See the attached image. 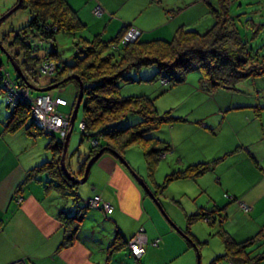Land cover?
<instances>
[{
  "label": "crops",
  "instance_id": "0c3cea01",
  "mask_svg": "<svg viewBox=\"0 0 264 264\" xmlns=\"http://www.w3.org/2000/svg\"><path fill=\"white\" fill-rule=\"evenodd\" d=\"M66 2L85 24L83 36L99 34L104 39L112 38L122 27L133 26L140 30L142 39H169L178 27L202 31L212 23L211 7L217 6V0ZM259 2L261 4L260 0L249 4ZM11 3L12 0H0V9ZM97 5L101 9L100 16L91 12ZM231 95H210L215 102L198 114H191L193 119L189 125L192 126L183 121L167 126L169 131L175 130L185 138L198 136L199 140L186 148L187 157L180 158L184 166L200 161L215 162L212 169L193 179L175 181L183 183L187 190L194 186L192 192L184 191L186 188L180 194L164 190L157 194V199L170 223L180 229H184L187 214L199 207H215L223 214V227L234 240L242 241L255 235L264 225V100L262 102L252 92ZM6 114V109L0 105V264L20 258L26 259L27 264H171L178 257L183 258L181 261L185 264L191 263L192 244L184 243L186 238L178 235L163 219L128 169L110 153H102L93 162L84 186L76 187V196H64L51 187L45 189V182L50 179L47 173H39V180L31 179L19 188L26 173L50 160L53 153L46 147L50 138L41 139L43 134L31 137L24 130L4 132L2 122ZM173 136L171 134L170 139L175 151ZM72 149L68 140L65 162L74 175L79 165ZM131 163L151 186L144 171ZM94 195H99L112 207L105 212L103 222L100 221L102 211L86 205ZM18 196L21 197L19 202ZM80 208H84V213L75 242L60 247L63 234L58 213L74 215ZM178 208L183 215L176 211ZM102 226L108 227V233L99 234ZM140 228L145 242L139 257L130 252L126 243L119 250L109 251L114 234L118 232L127 242ZM192 234L198 238L197 233ZM261 261L264 264V259Z\"/></svg>",
  "mask_w": 264,
  "mask_h": 264
},
{
  "label": "trees",
  "instance_id": "16d2710c",
  "mask_svg": "<svg viewBox=\"0 0 264 264\" xmlns=\"http://www.w3.org/2000/svg\"><path fill=\"white\" fill-rule=\"evenodd\" d=\"M234 1L217 0V6L211 7L212 23L202 31L178 27L169 39H142L139 33L134 40L125 42L123 35L128 27H122L109 39H104L99 34L91 37L83 36L82 30L85 24L77 18L75 11L69 7L66 0H23L20 7L28 9L29 19L20 26L2 33L0 44L19 65L25 79L35 87L44 86L39 81L42 75L39 64L42 66L45 62L53 63L56 68L50 75V82L71 74L78 75L82 82V98L79 106L82 109V126L79 132L82 137L89 140V144L86 153H82L77 148L72 149L73 157L79 165L74 176H82L87 160L100 148H104L103 153L116 151L124 157L126 149L132 145L140 147L145 168L151 172L153 164L162 158L161 155L172 151V145L166 140L149 135V132L157 129L164 122L172 126L174 123L185 121L186 118L171 115V110L158 113L153 98L145 94L122 95L119 81L133 80L126 75L130 68L155 65L154 77H159L162 84L168 86L173 83L174 86L185 79L187 71L198 69L200 88L207 93H214L219 89L237 90L242 80L263 75L264 50L260 51L259 47L250 45L249 41L256 40L263 34L264 21L255 22L254 18L247 17L242 22L240 17L247 11L232 14L231 5ZM249 3L245 4L249 5ZM239 4L240 2L237 5ZM241 30L244 32L241 33ZM60 31L72 33L74 38L73 46L76 52L72 55V63H66L58 56L56 34ZM249 31L251 34L247 40ZM0 52L3 53L1 49ZM6 59L10 63L7 57ZM14 72V77H11L0 59V89L6 95L5 101L8 107L5 120L2 122V130L4 132L24 130L31 137L39 136L43 133L32 121L30 100L11 97L12 100L9 101L10 96L5 89V82L9 81L14 88L24 86L29 97L46 94L33 95L27 82L21 79L15 70ZM69 81L75 86L76 92L73 96L75 98L78 81L69 78L64 82ZM130 88L126 87L122 92L126 94L125 92L130 91ZM57 96L61 97V95L55 97ZM68 103L69 111L61 115L57 106ZM68 103L56 106V111L61 116L71 113L72 106L70 102ZM132 113L140 115V120L129 126H117L118 121ZM72 129L73 126L71 131ZM55 134L58 136L56 137ZM45 135L51 136L46 147L52 151L53 156L50 160L30 169L19 188L31 179L39 180L37 178L39 173H47L50 179L45 182V189L51 187L64 196H76V183L66 177L60 166L64 138L57 131ZM81 156H83L82 160H80ZM214 162L215 160L186 164L182 169L165 174L163 182L156 183V187L147 185L151 191L157 189L154 191L155 194H161L168 183L182 178L193 179L212 169ZM65 166L73 174L66 162ZM20 200L21 197L18 196L17 201ZM88 200L86 201L88 207L98 208L104 215L106 214L101 208L88 205ZM217 211L215 207L211 209L199 207L197 211L185 216L186 226L183 232L188 234L192 241L195 238L189 233V225L194 221L205 220L211 225H217L214 234L222 239L223 253L216 255L209 264L222 258L227 259L229 264H258L263 260L264 225L252 237L236 241L221 224L223 214ZM83 213L84 208H80L74 215L65 214L63 211L58 213L63 234L60 247H68L75 242ZM112 239L109 251L119 250L125 243L130 250L128 241L122 240L118 232ZM192 241L189 240L188 245L192 244ZM194 242L199 245L198 241ZM24 260L27 264L26 259Z\"/></svg>",
  "mask_w": 264,
  "mask_h": 264
},
{
  "label": "rangeland",
  "instance_id": "374dc122",
  "mask_svg": "<svg viewBox=\"0 0 264 264\" xmlns=\"http://www.w3.org/2000/svg\"><path fill=\"white\" fill-rule=\"evenodd\" d=\"M246 1L253 2L256 0H235L231 5V10H232L231 13L235 14V13H240L246 10L247 13L245 15L241 14L242 16L240 17L242 22H244V18H247V17L254 18L255 22H258L260 20L264 21V0H260L261 4L259 2L257 4L252 3L249 5L248 4L245 5ZM17 2L18 0H12V3L9 6H6L3 9H0V16H2V14H4L8 9H10ZM238 2L242 3V6H238L237 5ZM22 3H23V0H22ZM258 13H260V16H258ZM92 14L95 16H99L94 13ZM29 17H30V13L28 9L24 7L23 8L19 7L14 12H12L10 15H8L7 17L3 18L0 21V36L2 33L7 32L9 29L16 28L20 26L21 24L25 23L29 19ZM243 32L244 31L241 30V33ZM262 33L263 34L260 35L256 40L249 41L250 45L259 47L260 51L264 50V32ZM250 34L251 32L249 31L248 36L246 38L247 40H249ZM242 36H243V39L245 40L244 35ZM73 39L74 38L72 37V33L60 31L56 34V48H57L58 56L66 63H72L73 61L72 55L76 52V49L73 46ZM0 59L2 60L4 69L9 72L11 77H14L15 72L13 70L12 64L8 62L5 55L1 52H0ZM39 69H40V72L42 73V75L39 77L40 79L39 81L44 86L57 83L58 81L61 80V79L58 81L53 80L52 82H50V75L52 71H55L56 69L53 63H51V66H47L45 63H42V66L39 64ZM155 73H156L155 65L130 68L127 71L126 75L133 80H130V81L120 80L119 81V85L121 86L120 93L122 95H141V93L145 94L153 98L154 106L158 113H163L164 111L171 110V113H170L171 115L172 114L180 115V116L183 115V117L186 118V120L183 122H186V124L188 125L191 124L190 121L193 119L192 115L198 114L199 112L203 111L204 108L208 104H213L212 102H215L213 101V98H211L210 96L212 94L214 95L218 93L219 95L223 97L225 96L227 97V96H233L231 94L252 92V94L257 96V98L262 99V102L264 100V74L242 80L237 90L219 89L214 93H207L199 86L200 71L198 69H192V70L187 71L185 75V79L182 82L175 84L174 86H173V83L169 84L168 86L166 84H162L160 82L159 77L157 78L154 77ZM62 83L63 82L59 83L56 87L48 91H45V92H38L32 89H30V92L33 95H38L40 93L48 94L52 98H54L56 95H61L62 97L66 98L68 102L71 103V106L73 108L74 102H75V98L73 96L75 95V92H76L75 86L71 81H69V82H64L63 85L59 87V85H61ZM36 87H42V86L40 85ZM126 87H131V88L129 89L130 91H127L125 92L126 94H124V92L122 91H125ZM132 91L134 93H132ZM5 97L6 95L4 91L0 89V105L4 106V108L7 111L8 107L5 101L6 100ZM210 107L213 108L212 105H210ZM69 109H70L69 103L67 105L57 106V110L61 115L64 113H67ZM70 115L71 113L67 116V118L69 119V122H70ZM31 116L33 119L32 121L34 122L36 127L39 128L43 133V135L40 136L41 139L48 140L49 138H51V136L44 135V133L45 134H49V133L46 132L44 129H42L40 126H38L32 114ZM81 117H82V109L81 107H78L76 116L74 119V123H73L74 125H72L73 129L69 137V149L78 147L80 149L79 151H81L82 153L83 152L86 153L85 151L87 150V148H84V147L85 145L89 144V140L80 135L79 128L82 126ZM140 118H141L140 115L136 113L128 114L125 118H122L120 121H118L117 126L125 127V126L132 125L133 123H136L137 121H139ZM72 126L70 124L69 130H71ZM167 126L168 124L164 122L160 124V126L157 129L150 131L149 135L154 136L156 138H161L163 140H166L170 142L171 145H172V141H171L172 138L170 139V136L171 134L174 135L173 137H175L174 144H175L176 149L174 151V148H173L171 153L167 154L166 158H161L157 163L155 162L153 164L151 172H148V170H146L145 168V160L143 158L142 150L140 149L139 146L132 145L128 147L126 151L124 152V158L126 162L128 163L129 167L139 177L141 176L137 173L135 168L132 167L131 161L134 163L135 167L143 170L146 178L148 179L152 187H156V183L159 184L160 182H163L165 174H168L169 172L174 171V170L182 169L184 165H183L182 159H180L181 156L186 158L189 153V151L186 148L190 147L192 142L196 143V141L199 140L198 136H196L195 134L191 135L190 138L189 137L185 138V136L181 135V133H177V131L175 130L169 131ZM189 126H192V125H189ZM66 134L63 135V138H65ZM55 136L57 137L58 135L55 134ZM110 154L114 156L112 153ZM120 155L122 156V154ZM162 155H165V154H162ZM162 155L161 157H163ZM60 157H61V153H60ZM185 158H183V160H185ZM82 159H83V156H81L80 160ZM64 163H65V159H64ZM141 178L143 179L144 177H141ZM143 181L147 183L145 179H143ZM175 181L176 180L172 181L171 184L168 183L170 185L169 187L167 186L165 188V191L170 190V192L172 193L173 192L178 193V194L182 193L183 188H186L187 186L183 185V183H179V182L176 183ZM76 185H77L76 187L80 186L81 188L82 186H84V182L76 183ZM193 187L191 188V190H187L186 188V190L184 191L192 192L194 189ZM155 190L152 191L153 198L150 197L149 195L147 196L152 201V203L156 207V210L160 213L163 219H165L169 224H171L170 219L165 209L160 208L159 205L154 201V198L157 199V194L154 193ZM201 194L202 192H200V195ZM176 211L180 214V216L181 214L183 215L181 208L180 209L178 208V210ZM99 215H101L100 212H99ZM104 216L105 215L100 216L101 222L105 220ZM185 226L186 224H184V229H185ZM216 226H217L216 224L212 226L210 223H208L205 220L194 221L192 224L189 225V233L193 237H194V234L192 233H195V234L197 233L196 235H198L197 236L198 238L197 239L195 238V240L198 241L199 243L198 245L199 247L196 245V248L200 255V264H209L216 255L223 253L222 239L218 235L214 234L215 229H217ZM184 229H181V230L183 231ZM108 230H109L108 227L102 226L99 230V234L101 232L108 233ZM175 231L178 235H181V237L183 236L182 234H180L178 230L175 229ZM138 232L139 231H137L135 234L137 235ZM186 235H187L185 237L186 240L183 239L185 244H186V241L189 242V238H190L188 234ZM111 243L112 242H110L109 245H111ZM125 251L126 250H124V252ZM191 255L192 256H191L190 264H196V251L194 248H191ZM182 259L178 257V259L172 262L171 264H185L184 261H181ZM212 264H229V262L227 259L222 258V259L215 260Z\"/></svg>",
  "mask_w": 264,
  "mask_h": 264
},
{
  "label": "built area",
  "instance_id": "2783aa9c",
  "mask_svg": "<svg viewBox=\"0 0 264 264\" xmlns=\"http://www.w3.org/2000/svg\"><path fill=\"white\" fill-rule=\"evenodd\" d=\"M92 13L100 15V7L98 5L95 6L92 9ZM139 33L140 32L137 28L130 27L125 32L123 39L125 42L132 41L139 35ZM45 64L47 66H51V62H45ZM5 89L9 92V101L12 100L11 97L30 100L31 114L34 117L36 124L49 134H52L53 132L57 131L63 137V135L69 131L70 122L67 118L68 115L61 116L56 111V106L58 104L68 103L66 98L62 96L52 98L48 94L36 97H29V93L24 86L14 88L9 81L5 82ZM88 205H91L93 207H99L104 212L110 211L112 208L111 205L108 202L103 201L99 195H94L92 199H89ZM242 205L246 207L245 204ZM138 231L139 232L137 233V235L134 234L132 238L128 241V246L130 247V250L135 257H139L142 254V244L143 242H145V235L143 229L140 228ZM7 264H26V262L24 258H20Z\"/></svg>",
  "mask_w": 264,
  "mask_h": 264
},
{
  "label": "water",
  "instance_id": "95a60500",
  "mask_svg": "<svg viewBox=\"0 0 264 264\" xmlns=\"http://www.w3.org/2000/svg\"><path fill=\"white\" fill-rule=\"evenodd\" d=\"M22 5V0H18V2L13 5L10 9H8L4 14H2V16H0V21L7 17L8 15H10L12 12H14L16 9H18L20 6ZM0 49L1 51L6 55V57L9 59L10 63L12 64L13 66V69L16 71L17 75L25 80L27 82V85L29 88L33 89V90H36V91H39V92H45V91H48L54 87H56L59 83L61 82H64L65 80L69 79V78H74V79H77L78 81V91H77V94L75 96V102H74V106L72 108V111H71V115H70V124L71 126L73 125L74 123V119H75V116H76V112H77V109L80 105V102H81V98H82V82L80 81L78 75L76 74H71L69 76H66L64 78H62L60 81H58L57 83H54V84H50V85H46V86H42V87H35L33 86L31 83H29L24 75L22 74L21 70H20V67L19 65L13 61L11 55L4 49V47L0 44ZM70 133H71V130H69L63 140V146H62V152H61V157H60V166L61 168L63 169L64 171V174L66 175V177L72 181V182H75V183H82L86 180L87 178V175H88V172H89V169L91 167V165L93 164V162H95L98 157L103 153L104 151V148H100L94 155H92L86 162L85 166H84V170H83V174L81 177L77 178L76 176H74L70 171L67 170L66 166H65V163H64V159H65V154H66V150H67V143H68V140H69V136H70ZM111 153L119 160L120 163H122V165L125 166V168L128 169V171L130 172V174L133 176V178L136 180V182L138 183V185L146 192V194H148L150 197H152V191L151 189L148 187L147 183H145L143 181V179L141 177H139L135 172H133V170L129 167L128 163L126 162L125 158L123 156H121L120 154H118L116 151H111ZM153 198V197H152ZM154 201L159 205V207L161 208L159 202L157 201L156 198H154ZM172 226L174 227V229L178 230L180 232V234H182L184 237H186L187 235L184 234V232L178 228L177 226H175V224H173L171 222ZM190 241H192L190 238H189ZM192 246L194 247L195 251H196V264H200V255H199V252L196 248V244L195 242L192 241Z\"/></svg>",
  "mask_w": 264,
  "mask_h": 264
}]
</instances>
